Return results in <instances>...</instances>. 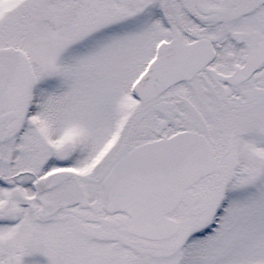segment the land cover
Returning a JSON list of instances; mask_svg holds the SVG:
<instances>
[{
    "label": "snow or ice",
    "instance_id": "1",
    "mask_svg": "<svg viewBox=\"0 0 264 264\" xmlns=\"http://www.w3.org/2000/svg\"><path fill=\"white\" fill-rule=\"evenodd\" d=\"M0 264H264V0H0Z\"/></svg>",
    "mask_w": 264,
    "mask_h": 264
}]
</instances>
